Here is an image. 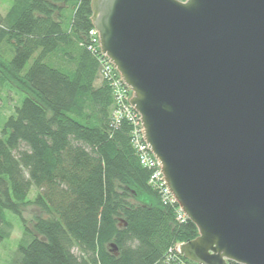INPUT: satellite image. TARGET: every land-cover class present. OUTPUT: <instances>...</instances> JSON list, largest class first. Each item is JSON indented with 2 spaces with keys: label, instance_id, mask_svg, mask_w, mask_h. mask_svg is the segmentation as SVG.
<instances>
[{
  "label": "trees",
  "instance_id": "16d2710c",
  "mask_svg": "<svg viewBox=\"0 0 264 264\" xmlns=\"http://www.w3.org/2000/svg\"><path fill=\"white\" fill-rule=\"evenodd\" d=\"M10 1L0 97L11 86L22 98L0 130V243L13 218L21 233L8 264H196L174 247L197 227L149 183L131 123L113 118L91 0ZM29 205L39 210L31 220Z\"/></svg>",
  "mask_w": 264,
  "mask_h": 264
},
{
  "label": "water",
  "instance_id": "95a60500",
  "mask_svg": "<svg viewBox=\"0 0 264 264\" xmlns=\"http://www.w3.org/2000/svg\"><path fill=\"white\" fill-rule=\"evenodd\" d=\"M197 264H264V0H91Z\"/></svg>",
  "mask_w": 264,
  "mask_h": 264
},
{
  "label": "built area",
  "instance_id": "2783aa9c",
  "mask_svg": "<svg viewBox=\"0 0 264 264\" xmlns=\"http://www.w3.org/2000/svg\"><path fill=\"white\" fill-rule=\"evenodd\" d=\"M92 42L97 45L99 52L101 54L100 60V70L99 74L101 79H105L109 82L113 99L115 102V110L113 112V118L116 122L125 118L128 120L133 129H132V140L133 144L138 152L140 163L151 170L149 183L160 188L164 201L176 202L171 193L168 191V188L165 184L164 176L161 171L160 161L152 154L149 149V145L144 138V129L142 126L139 113L133 109L128 99L132 96V91L128 85L123 81L119 71L113 66V63L110 59L102 53L100 49L98 31L95 27H92L89 31ZM177 203V202H176ZM186 216L178 206L177 210V219L183 220ZM181 243L176 244L174 250L178 253L180 251ZM175 264H186L182 260H176ZM197 264V263H196Z\"/></svg>",
  "mask_w": 264,
  "mask_h": 264
},
{
  "label": "rangeland",
  "instance_id": "374dc122",
  "mask_svg": "<svg viewBox=\"0 0 264 264\" xmlns=\"http://www.w3.org/2000/svg\"><path fill=\"white\" fill-rule=\"evenodd\" d=\"M10 0H0V12L4 13L10 6ZM9 91L2 92L0 97V130L4 126L6 118L14 111V105L19 104L22 95L17 94V90L14 87L8 86ZM9 92V93H7ZM36 190L32 188L29 192V198H33ZM39 213L37 207L33 205L27 206L23 210V216L27 220H31L36 214ZM14 219V229L10 238L5 239L0 243V264H8L10 258L15 253L17 240L20 236L21 223L18 218Z\"/></svg>",
  "mask_w": 264,
  "mask_h": 264
}]
</instances>
